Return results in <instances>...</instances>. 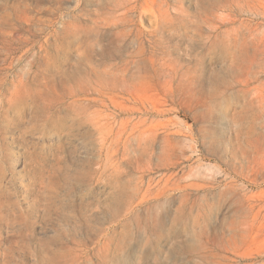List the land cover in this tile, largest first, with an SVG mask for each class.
Masks as SVG:
<instances>
[{"label":"rangeland","instance_id":"rangeland-1","mask_svg":"<svg viewBox=\"0 0 264 264\" xmlns=\"http://www.w3.org/2000/svg\"><path fill=\"white\" fill-rule=\"evenodd\" d=\"M0 264H264V0H0Z\"/></svg>","mask_w":264,"mask_h":264},{"label":"bare ground","instance_id":"bare-ground-1","mask_svg":"<svg viewBox=\"0 0 264 264\" xmlns=\"http://www.w3.org/2000/svg\"><path fill=\"white\" fill-rule=\"evenodd\" d=\"M117 2V1H116ZM120 3V2H119Z\"/></svg>","mask_w":264,"mask_h":264}]
</instances>
